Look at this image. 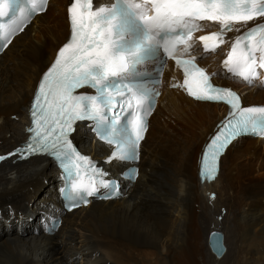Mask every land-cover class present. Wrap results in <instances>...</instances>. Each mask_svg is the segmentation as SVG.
<instances>
[{
    "label": "bare ground",
    "instance_id": "bare-ground-1",
    "mask_svg": "<svg viewBox=\"0 0 264 264\" xmlns=\"http://www.w3.org/2000/svg\"><path fill=\"white\" fill-rule=\"evenodd\" d=\"M66 2L54 0L56 6L0 55V264H264V141L233 143L217 178L202 181L203 147L227 110L189 100L178 74L163 79L140 161L133 165L137 180L119 178L118 199L64 214L55 164L38 157L18 161L40 78L68 34ZM194 43L191 53L203 61ZM221 52L204 53L215 84L235 90L246 106L264 101V86L238 81L230 61L222 71ZM73 137L94 153L91 164L108 166L110 148L97 144L91 128L80 124ZM59 217L56 230L53 219ZM213 232L223 235L226 252L220 257L209 243Z\"/></svg>",
    "mask_w": 264,
    "mask_h": 264
},
{
    "label": "water",
    "instance_id": "water-1",
    "mask_svg": "<svg viewBox=\"0 0 264 264\" xmlns=\"http://www.w3.org/2000/svg\"><path fill=\"white\" fill-rule=\"evenodd\" d=\"M209 243L216 256L220 257L226 252L223 245V235L220 232H213L209 238Z\"/></svg>",
    "mask_w": 264,
    "mask_h": 264
},
{
    "label": "rangeland",
    "instance_id": "rangeland-1",
    "mask_svg": "<svg viewBox=\"0 0 264 264\" xmlns=\"http://www.w3.org/2000/svg\"><path fill=\"white\" fill-rule=\"evenodd\" d=\"M46 45H44V47H45ZM149 184H151V182H148ZM38 199L39 198H37V202H38ZM38 205L40 204V202H38L37 203ZM27 211V209H25V212ZM24 211H23V213H25ZM8 214L9 215H11L12 216V218H14V217H16V213L14 212V211H9L8 212ZM31 224V223H30ZM37 226V224H33L32 226H29L28 227V229H27V233H30V232H32L33 231V227H36ZM42 227H44L45 228V225H43ZM110 238L112 239V240H114V238H113V236L112 235H110ZM93 239V238H92ZM92 241V240H91ZM65 247H67V250H70L71 249V246L70 245H67V246H65ZM102 257H104V259H107V256H105L104 254H102L101 255ZM211 260H209V262H210ZM214 261L215 260H213V264H214ZM209 262H208V264H209ZM219 263H221V262H219ZM22 264H25V263H22ZM212 264V263H211Z\"/></svg>",
    "mask_w": 264,
    "mask_h": 264
}]
</instances>
